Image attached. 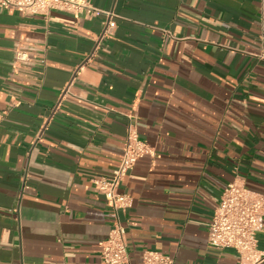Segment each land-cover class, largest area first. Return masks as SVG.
<instances>
[{
	"label": "crops",
	"instance_id": "obj_1",
	"mask_svg": "<svg viewBox=\"0 0 264 264\" xmlns=\"http://www.w3.org/2000/svg\"><path fill=\"white\" fill-rule=\"evenodd\" d=\"M107 16L0 7V264H101L93 188L134 124L128 262L246 264L208 243L224 189L264 193V0H91ZM264 264V227L258 233Z\"/></svg>",
	"mask_w": 264,
	"mask_h": 264
},
{
	"label": "built area",
	"instance_id": "obj_2",
	"mask_svg": "<svg viewBox=\"0 0 264 264\" xmlns=\"http://www.w3.org/2000/svg\"><path fill=\"white\" fill-rule=\"evenodd\" d=\"M0 7L13 9L25 15L48 16L61 11L76 17L88 14H105L107 21L102 38L117 27L116 15L92 6L91 0H0ZM264 58V47L262 51ZM150 152L147 144L139 138L134 124L128 128L123 157L111 176H95L94 190L106 199L113 209L115 220L110 234L102 243L101 264H126L128 245L126 228L120 221L119 211L133 205V198L121 190L127 174L134 169L140 158ZM264 227V193L249 189L243 182L230 183L221 195L210 226L208 243L211 247L237 251L246 264H261L258 249V233ZM143 264H175V260L163 253L147 250Z\"/></svg>",
	"mask_w": 264,
	"mask_h": 264
}]
</instances>
